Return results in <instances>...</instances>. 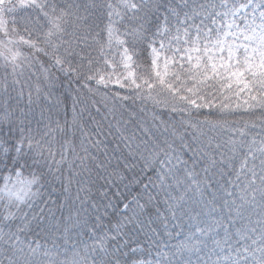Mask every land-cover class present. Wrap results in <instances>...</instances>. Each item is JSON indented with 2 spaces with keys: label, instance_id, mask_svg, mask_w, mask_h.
<instances>
[{
  "label": "snow or ice",
  "instance_id": "snow-or-ice-1",
  "mask_svg": "<svg viewBox=\"0 0 264 264\" xmlns=\"http://www.w3.org/2000/svg\"><path fill=\"white\" fill-rule=\"evenodd\" d=\"M108 7L119 71L48 57L25 109L0 89V264H264V0Z\"/></svg>",
  "mask_w": 264,
  "mask_h": 264
},
{
  "label": "trees",
  "instance_id": "trees-1",
  "mask_svg": "<svg viewBox=\"0 0 264 264\" xmlns=\"http://www.w3.org/2000/svg\"><path fill=\"white\" fill-rule=\"evenodd\" d=\"M117 0H6L0 3V89L6 82L15 81V90L11 91V103L20 109L28 105V84L44 74L37 71V67L48 64V57L55 60L59 56L64 61L58 67L66 68L69 72H89L101 74L119 71L115 64L105 66L99 57L97 41L106 42L109 32L108 25L114 19V39L117 36L119 24L116 16L109 10V5H115ZM64 15L60 19V30L52 37H48L51 30L49 21L54 16ZM91 33V35H89ZM98 34V35H97ZM49 39L59 47V52L53 53ZM91 46V47H89ZM107 45L105 43V50ZM86 52L99 61L87 64L82 68H75V54L81 56ZM55 72V69H53ZM55 75H60L55 72ZM63 79V76H61ZM66 87V86H65ZM73 90L77 88L72 85ZM57 91H63L59 84ZM32 107L37 112L43 106L41 100L36 102V93L31 91ZM77 98L76 112L78 118L82 115L81 123L89 121V109L93 107L92 97L87 91L75 92ZM84 109L81 114L80 110ZM91 116L97 120L100 114L95 111ZM67 130L72 133V115H68ZM75 187V185H73Z\"/></svg>",
  "mask_w": 264,
  "mask_h": 264
},
{
  "label": "rangeland",
  "instance_id": "rangeland-1",
  "mask_svg": "<svg viewBox=\"0 0 264 264\" xmlns=\"http://www.w3.org/2000/svg\"><path fill=\"white\" fill-rule=\"evenodd\" d=\"M4 1V0H3ZM114 19L110 21L109 25H108V32H109V29L111 30V34L112 36L115 35V31H114Z\"/></svg>",
  "mask_w": 264,
  "mask_h": 264
}]
</instances>
